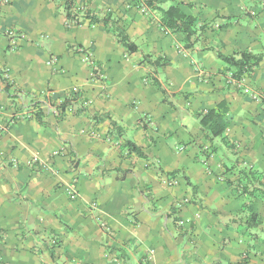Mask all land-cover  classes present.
Here are the masks:
<instances>
[{"label": "crops", "instance_id": "obj_1", "mask_svg": "<svg viewBox=\"0 0 264 264\" xmlns=\"http://www.w3.org/2000/svg\"><path fill=\"white\" fill-rule=\"evenodd\" d=\"M75 4L98 22L67 26L63 0H0V264H264V201L236 187L243 168L264 172V0H156L206 26L190 49L147 5ZM7 28L23 34L16 49ZM75 45L93 52L102 83ZM241 51L261 60L237 84L218 54ZM59 102L76 110L59 115ZM219 103L227 143L197 117Z\"/></svg>", "mask_w": 264, "mask_h": 264}, {"label": "trees", "instance_id": "obj_2", "mask_svg": "<svg viewBox=\"0 0 264 264\" xmlns=\"http://www.w3.org/2000/svg\"><path fill=\"white\" fill-rule=\"evenodd\" d=\"M142 1H144L146 5L151 9H156L159 12L160 23L163 27L167 28L170 32L180 33L183 36L182 41L184 43L185 49H190L193 47L198 37V33L206 27L205 25L197 27V19L190 14H186L181 9V6L179 4H172L166 8H163L156 5V0ZM63 3V10L67 22L69 23L74 19L76 20V23L72 24V26H78L80 24V21L78 19L86 16H88L87 18H89L90 24L98 22L99 19H97L96 17L90 16L86 11L79 10L76 7L75 0H63ZM251 10L255 11L253 9ZM256 13L257 12L255 11V15ZM101 21L103 22L105 27H110V29L114 32L116 39L120 43H122L129 51H134L136 49V46L128 39L124 29L116 23L117 21L115 19H110V17L108 16L102 18ZM218 56L222 61L226 63L227 67L230 68L229 70L231 73V77L237 81L242 80L245 75H249L261 60L260 55L254 54L249 51H241L235 55L230 56L218 54ZM162 63H164V61ZM67 105V102H61L60 104L62 109L66 108ZM226 114V109L223 107L222 103H219L212 109H208L206 111L198 113L197 117L201 129L207 134V136H220L223 142L227 143L226 137L223 136V133L229 125V118ZM125 146L128 148V150L135 152L138 156H143L140 148L133 144L131 141H126ZM241 174L242 177L246 179V182L237 184V190L244 193L248 199L250 198L249 201H251L255 194H259L264 201V172H258L251 168H243L241 170ZM255 182L257 183V185H254ZM249 217H251V220H255V216H253L252 214L249 215ZM258 223L259 221L255 222L254 224L258 225ZM210 264L221 263L213 262ZM240 264H247V262L242 261Z\"/></svg>", "mask_w": 264, "mask_h": 264}, {"label": "built area", "instance_id": "obj_3", "mask_svg": "<svg viewBox=\"0 0 264 264\" xmlns=\"http://www.w3.org/2000/svg\"><path fill=\"white\" fill-rule=\"evenodd\" d=\"M5 2L7 0H4ZM138 1L137 0H128V4H133V5H136L138 6V8L142 11H146L147 10V7L146 5L143 3L141 4V1H140V4L137 3ZM249 14L250 15H255V11H249ZM76 20L74 19L73 21L71 22H67V26H72V24L76 23L75 22ZM4 34L8 37L9 39V44L10 46L13 48V49H16L18 48L19 46V43H20V40L23 38V34L15 31L14 28H7L5 31H4ZM183 50V49H181ZM75 51L78 53L80 59L82 62H85L87 64L90 65V67L92 68L93 70V74H92V78L94 80H97L99 82L102 83V80L104 78V75H103V68L102 66L97 63L94 58H93V52L89 49V48H85L83 46H79V45H75ZM56 59L55 58H50L49 59V64L50 65H53L55 63ZM0 71H4L3 67L0 66ZM228 78L239 84L241 83V81L243 80H235L231 77V73L229 72L228 74ZM71 92L76 96V99H79L80 101V104H81V107L85 108L86 106H88V104L90 103V101H87L84 97H82L79 93V88L78 86L74 85L71 89ZM107 95V94H106ZM259 93H256L255 95H252V98L253 99H258L259 97ZM61 102H59L56 106H55V111L57 114L61 115L65 112H74L76 109L73 107V106H70V107H66L64 109L61 108L60 106ZM36 159H33L32 163L30 161L31 164H35L36 166H38L39 168H45L47 170H52L53 169V166L51 165L50 162L48 161H39V163H35ZM10 163H14L15 160L13 159H10L9 160ZM175 181H172V183H169V185H172ZM63 189L64 191L66 192V194L68 195V198L73 200L75 198H77L78 196V191L76 189V187L73 185V183L71 184H64L63 185ZM91 208H96L97 205L95 202L91 203L90 204ZM179 224H183V220L182 221H179ZM2 236V233H0V238ZM49 244L52 246H57L58 244V241L56 238L52 237L49 241Z\"/></svg>", "mask_w": 264, "mask_h": 264}]
</instances>
